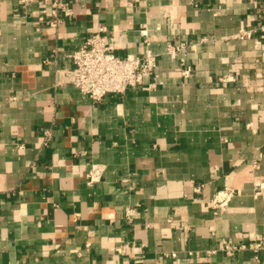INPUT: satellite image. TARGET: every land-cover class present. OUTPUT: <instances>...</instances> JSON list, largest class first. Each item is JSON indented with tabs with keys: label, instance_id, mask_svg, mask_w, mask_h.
<instances>
[{
	"label": "crops",
	"instance_id": "1",
	"mask_svg": "<svg viewBox=\"0 0 264 264\" xmlns=\"http://www.w3.org/2000/svg\"><path fill=\"white\" fill-rule=\"evenodd\" d=\"M62 1L55 28L54 0H0V264H203L188 251L264 238V0ZM100 28L118 56L158 62L94 102L71 55Z\"/></svg>",
	"mask_w": 264,
	"mask_h": 264
},
{
	"label": "built area",
	"instance_id": "2",
	"mask_svg": "<svg viewBox=\"0 0 264 264\" xmlns=\"http://www.w3.org/2000/svg\"><path fill=\"white\" fill-rule=\"evenodd\" d=\"M36 2L38 0H19L21 5H30ZM51 15L50 25L57 28L62 21L61 17L67 18L72 15V9L65 1L54 0ZM258 17L263 19L264 8ZM104 33L105 28L98 29L71 55L73 63L71 72L72 83L82 94L88 96L94 102H100L108 94L121 95L131 89L140 87L144 78L155 75L157 70L158 59L151 51H147L143 56L127 55L120 57L115 53L114 48L107 43ZM251 34L252 31L242 30L239 36L249 38ZM183 50L184 44L178 46L170 45L168 54L172 57H177ZM181 74L184 78H188L192 74V70L190 67L183 68ZM102 171L103 169L99 166H94L88 174L87 183L92 185L98 182ZM204 188V183L197 184L195 192L201 193ZM233 194L234 192L231 188L223 189L216 194L210 207L214 209L227 204ZM134 213V209H128L126 218L131 220ZM263 250L264 238H257L249 243L223 240L217 248L207 251L205 255H202L201 251L195 250L188 251V255L189 257L197 258L200 263L210 264L211 256L219 253L224 254L226 257H234L245 251L260 253ZM117 251L123 252L121 248L117 249ZM165 255L172 258H177L178 256L175 252Z\"/></svg>",
	"mask_w": 264,
	"mask_h": 264
}]
</instances>
